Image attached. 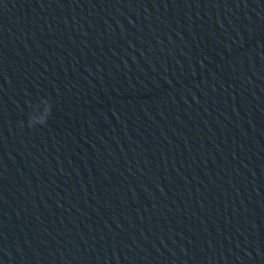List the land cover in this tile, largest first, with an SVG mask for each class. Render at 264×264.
<instances>
[{
  "label": "water",
  "instance_id": "95a60500",
  "mask_svg": "<svg viewBox=\"0 0 264 264\" xmlns=\"http://www.w3.org/2000/svg\"><path fill=\"white\" fill-rule=\"evenodd\" d=\"M0 264H264V0H0Z\"/></svg>",
  "mask_w": 264,
  "mask_h": 264
},
{
  "label": "clouds",
  "instance_id": "9594fccd",
  "mask_svg": "<svg viewBox=\"0 0 264 264\" xmlns=\"http://www.w3.org/2000/svg\"><path fill=\"white\" fill-rule=\"evenodd\" d=\"M28 123L29 125H34V124H37V123H41V121H39L35 116H30L28 118Z\"/></svg>",
  "mask_w": 264,
  "mask_h": 264
}]
</instances>
